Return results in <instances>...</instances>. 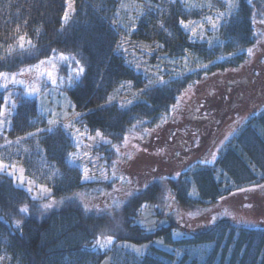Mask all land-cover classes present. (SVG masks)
Returning <instances> with one entry per match:
<instances>
[{
  "label": "trees",
  "instance_id": "obj_1",
  "mask_svg": "<svg viewBox=\"0 0 264 264\" xmlns=\"http://www.w3.org/2000/svg\"><path fill=\"white\" fill-rule=\"evenodd\" d=\"M65 13L67 0H0V72L8 74L7 87L0 85V109L9 92L15 103L6 132L10 140L0 147V159L22 164L30 179L49 190V196L34 198L0 171V264H101L106 257L110 264H264V226L219 219L179 236L176 211L166 212L168 195L186 212L264 183V93L247 91L235 103V92L227 98L228 112L214 116L218 127L237 111H253L214 161L194 159L164 184L139 187L126 199L104 195L114 185L109 180H83L73 157L79 133L99 132L92 153L110 169L114 146L134 129L161 121L186 87L235 72L256 42L264 0H75L72 13L67 18ZM120 38L156 46L147 53L127 50ZM53 55L69 57V65L59 67L57 88L69 95L80 115L38 131L46 118L36 97L11 82L12 74L22 80L28 68ZM232 85L221 89L229 91ZM126 94L132 97L119 99ZM208 109L213 113L212 106ZM190 125L201 132V123ZM147 213L148 225L140 222ZM137 245L146 249L139 253L132 248Z\"/></svg>",
  "mask_w": 264,
  "mask_h": 264
},
{
  "label": "rangeland",
  "instance_id": "obj_2",
  "mask_svg": "<svg viewBox=\"0 0 264 264\" xmlns=\"http://www.w3.org/2000/svg\"><path fill=\"white\" fill-rule=\"evenodd\" d=\"M73 3L74 0H67V14L72 13ZM124 7H128L127 2L124 3ZM132 21L135 22V20ZM255 26L256 42L247 49L246 61L235 72L225 73L226 75L218 73L186 87L177 103L161 121L153 127H146L142 130L134 129L124 137L119 145L114 146L115 162L110 169L105 167L104 161L100 159L101 155L92 153L94 146L101 138L97 135L86 136L87 134L83 132L79 133L73 157L81 168L83 180L101 182L109 180L114 185L106 191L103 189L104 195L110 197L119 195L124 199L131 191L139 190V187L143 188L152 182L164 184L166 177L176 176L180 169L194 159L214 161L221 145L253 111L252 108H247L243 112L237 111L238 113L222 121L221 126L218 127L214 116L225 115L228 112L227 106L225 107L227 98L235 92L236 98L233 101L235 103L237 99H245L247 91L256 94L264 93V15L257 20ZM129 41L131 42L129 43L126 38L119 40L124 49L133 51L140 49L145 53L151 52L156 46L155 42ZM68 58V56L53 55L49 59L42 60L44 63L40 61L28 68L25 74L20 75L24 83L18 84L23 87V93L36 97L37 109L46 118V124L38 131L61 126L79 113L75 110L73 100L69 95L65 91L62 92L59 87L57 88L59 67L62 62L69 65ZM76 73L73 67H69V75L74 77L73 80L77 79ZM73 80L69 79L65 83ZM6 82L7 80L3 77L0 78V85ZM231 82L232 89L229 91L221 89L222 84L229 85ZM45 85L47 88L43 89ZM33 88L37 91L29 94ZM130 97H132L131 94H126L119 99L129 100ZM204 100L208 102H206L207 106L213 107V113L209 109L206 111ZM1 109H3L4 116L0 119L5 123L0 130V136H2L0 147L10 140L6 132L15 111V103L10 98V92L4 96ZM49 121H55V123L50 124ZM191 121L201 123L199 134L198 130L190 129ZM204 132H208L209 136L203 138L201 134ZM0 165H2L0 171L12 175L16 183L26 188L34 198L49 196L47 186L30 179L25 174L22 164H8L0 159ZM171 199L169 195L166 196L169 204L166 212L169 213V209L176 211L175 225L178 229L176 235L179 236L210 227L219 219L239 225L264 226V183L235 190L206 208L197 207L188 209L186 212L174 205ZM143 215L140 222L150 224L149 213ZM158 243L161 242H154V244ZM132 248L141 253L146 249V245L132 246ZM101 264H110L109 257H106Z\"/></svg>",
  "mask_w": 264,
  "mask_h": 264
},
{
  "label": "snow or ice",
  "instance_id": "obj_3",
  "mask_svg": "<svg viewBox=\"0 0 264 264\" xmlns=\"http://www.w3.org/2000/svg\"><path fill=\"white\" fill-rule=\"evenodd\" d=\"M65 18H67V13H65ZM180 24H181V26H183L187 30L188 25H186L183 20L180 21ZM215 27H216V25L213 24V28H215ZM193 32H195V29H193ZM20 40H21L20 47L23 49L24 48V44H23L24 37H20ZM249 51H251V50H249ZM41 63H44V62L41 61ZM21 71H24V70H21ZM79 71L82 72L83 69L81 68ZM0 77H3L5 80H7L8 79V74L7 73L0 72ZM11 82L12 83H19V84H23L24 83V81H22V80H16L15 79V74H12V80H11ZM53 83H54V81H53ZM159 83H163V81H160ZM3 87H7V84L3 85ZM36 91H37V89L33 88V89L30 90L29 94L35 93ZM5 99L7 100V98H5ZM76 115L79 116L80 114L77 113ZM2 116H4V112H3V109H0V117H2ZM4 123H5V121L2 120V119H0V130H2ZM49 123L50 124H54L55 121H49ZM65 127H67V125H65ZM99 135H100V133L97 132V136H99ZM0 167H2V165H0ZM85 178H87V177H85ZM44 207L47 208V207H50V205H44ZM21 211H27V209H21ZM107 239H108V242L111 243L112 237L109 236Z\"/></svg>",
  "mask_w": 264,
  "mask_h": 264
}]
</instances>
